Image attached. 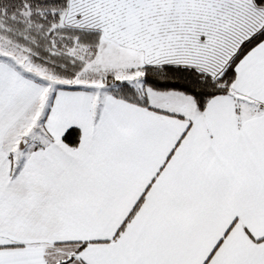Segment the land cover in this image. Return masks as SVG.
<instances>
[{
    "label": "snow or ice",
    "instance_id": "obj_1",
    "mask_svg": "<svg viewBox=\"0 0 264 264\" xmlns=\"http://www.w3.org/2000/svg\"><path fill=\"white\" fill-rule=\"evenodd\" d=\"M0 264H264V0H0Z\"/></svg>",
    "mask_w": 264,
    "mask_h": 264
}]
</instances>
